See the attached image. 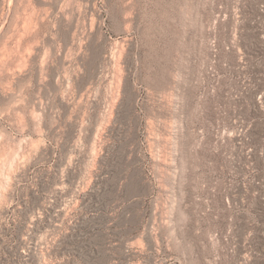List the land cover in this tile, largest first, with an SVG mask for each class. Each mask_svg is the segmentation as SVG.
<instances>
[{"label": "rangeland", "instance_id": "1", "mask_svg": "<svg viewBox=\"0 0 264 264\" xmlns=\"http://www.w3.org/2000/svg\"><path fill=\"white\" fill-rule=\"evenodd\" d=\"M0 264H264V0H0Z\"/></svg>", "mask_w": 264, "mask_h": 264}, {"label": "built area", "instance_id": "2", "mask_svg": "<svg viewBox=\"0 0 264 264\" xmlns=\"http://www.w3.org/2000/svg\"><path fill=\"white\" fill-rule=\"evenodd\" d=\"M215 47V46H214ZM249 47H251L252 49H254V44H253V41H252V43L251 42H249V43H247V49L249 48ZM251 53H253V51L252 50H249ZM237 122V121H236ZM254 130H253V125L251 124V126L249 127L248 126V128H247V133L248 134H250V132L252 133ZM252 164H253V162H251Z\"/></svg>", "mask_w": 264, "mask_h": 264}]
</instances>
